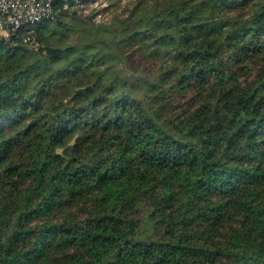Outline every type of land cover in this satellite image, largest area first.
Listing matches in <instances>:
<instances>
[{
    "label": "trees",
    "instance_id": "16d2710c",
    "mask_svg": "<svg viewBox=\"0 0 264 264\" xmlns=\"http://www.w3.org/2000/svg\"><path fill=\"white\" fill-rule=\"evenodd\" d=\"M136 1L0 37V264H264V0Z\"/></svg>",
    "mask_w": 264,
    "mask_h": 264
},
{
    "label": "built area",
    "instance_id": "2783aa9c",
    "mask_svg": "<svg viewBox=\"0 0 264 264\" xmlns=\"http://www.w3.org/2000/svg\"><path fill=\"white\" fill-rule=\"evenodd\" d=\"M110 0H0V37L10 40L19 31H32L37 24L55 19L63 10H74L89 14L90 10L99 11V18L109 7ZM96 14V13H95ZM96 16V15H95Z\"/></svg>",
    "mask_w": 264,
    "mask_h": 264
},
{
    "label": "rangeland",
    "instance_id": "374dc122",
    "mask_svg": "<svg viewBox=\"0 0 264 264\" xmlns=\"http://www.w3.org/2000/svg\"><path fill=\"white\" fill-rule=\"evenodd\" d=\"M135 1L136 0H113V2L109 1L111 3L109 7L104 10L103 17L99 18L98 16V13L103 9L101 10L98 9L99 11H95L94 9L90 10L89 14H85V15L83 14V16L91 18L92 25H99L103 22H105L104 24H111L117 18H124L125 16H127L129 13L128 9H130L133 6ZM32 33L30 31L29 34ZM72 143H74V141Z\"/></svg>",
    "mask_w": 264,
    "mask_h": 264
}]
</instances>
